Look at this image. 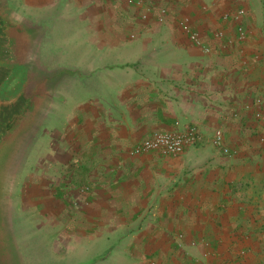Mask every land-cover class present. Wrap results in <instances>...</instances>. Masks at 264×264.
Returning a JSON list of instances; mask_svg holds the SVG:
<instances>
[{"label":"crops","instance_id":"crops-1","mask_svg":"<svg viewBox=\"0 0 264 264\" xmlns=\"http://www.w3.org/2000/svg\"><path fill=\"white\" fill-rule=\"evenodd\" d=\"M3 1L19 9L21 33L34 12L41 41L57 19L81 28L67 33L81 47L67 49L69 60L36 71L33 112L22 83H4L7 74L0 87L2 121L52 120L50 160L19 197L56 249H85L75 264H264V0ZM239 10V22L225 20ZM184 19L210 54L182 31ZM187 127L200 140L179 157L131 154ZM217 131L228 155L213 144Z\"/></svg>","mask_w":264,"mask_h":264},{"label":"rangeland","instance_id":"rangeland-1","mask_svg":"<svg viewBox=\"0 0 264 264\" xmlns=\"http://www.w3.org/2000/svg\"><path fill=\"white\" fill-rule=\"evenodd\" d=\"M0 4L5 5L3 0H0ZM3 8L1 11L5 14L13 18L18 17L19 9H6V5ZM31 13L28 19L31 22L25 26L26 30H22L23 33L20 32L19 24L13 25L8 33L12 50L11 61L7 64L9 80L6 78L4 83L12 79L14 80L10 83L11 87H18L19 83H22L27 98L22 94L21 96L27 99L33 112L34 107L36 108V71L41 66L50 71L52 65L59 60H69L66 57L67 49L81 47H77L78 42L69 40L67 33L77 32L81 28L77 25L67 26L57 19L51 26L52 33L41 41L40 36L36 35L34 12ZM46 83L48 89L45 97L50 98L51 81ZM66 89L67 85L63 83L60 90L65 93ZM38 117L35 119L33 115L24 121L23 125H19L21 131L16 130V135L9 139L11 141L8 140L9 144L3 148V159H0L3 168L0 171V264H75L76 261L86 259L88 254L82 247L74 245H60L61 248L56 249L54 240L49 236L50 232L38 228L39 218L35 210L25 212L21 209L19 196L24 183L38 173L37 166L42 160L44 164L47 162L45 160H50L45 145H48V142L50 145L51 138L47 132L51 130L52 120L49 117L41 121ZM40 148L43 154H40Z\"/></svg>","mask_w":264,"mask_h":264},{"label":"built area","instance_id":"built-area-1","mask_svg":"<svg viewBox=\"0 0 264 264\" xmlns=\"http://www.w3.org/2000/svg\"><path fill=\"white\" fill-rule=\"evenodd\" d=\"M168 2H173L175 0H167ZM138 7L146 6L147 0H137L134 2ZM149 9L143 15V20H148L149 18ZM168 11L165 8H161L158 21L160 23H164L167 19ZM245 16V10H239L235 14L227 13L224 18L225 20H229L230 18L235 19V21H240ZM189 19H184L180 23V27L182 31L188 36L190 41L197 47L203 50L204 54H210L211 49L204 46L202 41L200 40L199 35L192 29ZM238 40L243 42L248 37V32L244 29V27L239 24L237 29ZM222 37L221 34L218 35ZM258 104L261 102L258 101ZM261 115L257 114L259 118ZM200 140V133L195 127H187L183 131H174V132H158L153 134L152 136L144 139L141 143H139L134 150L132 151L133 156H142L150 153H157L163 157H179L185 153V151L195 145ZM213 144L217 148H220L221 151L228 155L230 151L224 145V135L222 131H217L213 138Z\"/></svg>","mask_w":264,"mask_h":264},{"label":"water","instance_id":"water-1","mask_svg":"<svg viewBox=\"0 0 264 264\" xmlns=\"http://www.w3.org/2000/svg\"><path fill=\"white\" fill-rule=\"evenodd\" d=\"M1 9H4L2 4H0V87L3 83V80L9 73L7 64L11 61L12 49L9 45L8 33L11 30V27H13V25H17V23H15L14 21V18L2 12ZM21 121L22 118H15L8 122L2 121V109L0 107V127L4 129V132H2V134L0 135V143L12 130H16L19 127Z\"/></svg>","mask_w":264,"mask_h":264}]
</instances>
